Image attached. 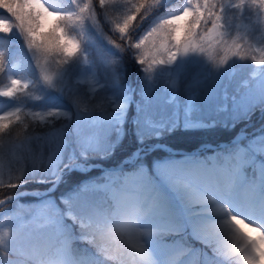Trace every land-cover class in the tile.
I'll return each instance as SVG.
<instances>
[{
	"label": "snow or ice",
	"instance_id": "1",
	"mask_svg": "<svg viewBox=\"0 0 264 264\" xmlns=\"http://www.w3.org/2000/svg\"><path fill=\"white\" fill-rule=\"evenodd\" d=\"M165 3L0 0V75L6 77V83L0 81V98L8 102L0 109V145L6 141L22 161L6 178L0 167V190L30 182L50 185L34 193L35 204L19 203L28 194L23 191L0 199V264H186L184 257L193 254L203 257L202 264H264V126L246 142L238 136L211 156L169 151L151 165L143 159L149 150H166L145 146L146 141L180 126L178 119L157 121L149 112L159 74L168 76L167 102L178 111L176 89L188 65H203L194 79L199 84L230 77L239 62L247 67L248 79L246 91L233 98V126L257 107L264 113V0ZM149 17L152 24L137 36ZM106 28L118 34L119 43ZM86 35L106 39L117 53H131L141 65L145 75L135 120L140 147L132 154L135 161L126 162L131 168L105 170L98 180L79 184L57 200L52 193L65 172L87 171L94 158L114 154L132 99V89L121 87L108 97L111 110L90 107L71 87L73 69L90 63ZM14 39L31 54L37 76L19 75L9 64L3 45ZM119 62L105 64L114 81ZM87 83L94 93L99 81L93 75ZM190 88L183 128L214 127L215 121L192 118L200 109ZM53 91L67 93L75 110L46 95ZM13 202L15 210L3 211ZM189 235L208 251L188 246ZM77 240L94 251L81 253Z\"/></svg>",
	"mask_w": 264,
	"mask_h": 264
},
{
	"label": "rangeland",
	"instance_id": "2",
	"mask_svg": "<svg viewBox=\"0 0 264 264\" xmlns=\"http://www.w3.org/2000/svg\"><path fill=\"white\" fill-rule=\"evenodd\" d=\"M166 1L170 2L173 0ZM2 11L3 10H0V12ZM149 27L150 25L148 26V28ZM147 29H145L144 32ZM106 32H109L112 39L119 43V41L116 39L118 38V34L110 33L109 28H106ZM83 39L88 42L87 54L90 56V63L89 65L81 63L73 69L71 74V87L81 98H85L87 101H89L90 107H93L95 105H102L104 108H109L108 97L112 96L113 93L119 91L121 87L131 88L132 91L130 95L132 99L127 110L124 132L122 136L130 133L131 138L136 141L137 138L135 120L138 116V105L141 104L140 89L144 84L145 75L142 71L141 65H139L136 61L131 62V64L129 65H123L121 62H119V79L114 81L111 72L105 67V64L111 62L113 59L120 61L121 56L116 53V49L110 46L106 39L101 38L98 35H86L83 37ZM12 42H15L14 44L19 43L20 52L18 57L9 64H14L17 66L16 71L19 75L31 74L32 76H37L38 72L34 66V62L31 60V54L23 45L22 41L14 39ZM6 46H8V43H5L3 45V50H5ZM132 58L134 59L133 55ZM28 63L30 65L29 70H27V67L29 66ZM136 64L138 68V74L133 76L136 71ZM54 69L55 66L53 65V70ZM202 70V64H193L188 65L186 69L180 74L178 87L176 89V95L180 102V108L178 111L174 104H169L167 102L169 95L171 94V89L168 87L167 83L169 79L168 76L166 74H159L157 76L156 87L152 92V100L149 106V112L152 118L157 121H171L173 119H178L180 126L175 129V131H177L178 133L176 136L181 137L182 141L185 139L189 143L197 142L200 140V138H206L208 137V135L216 134L222 128L231 129L232 131L235 130L233 134L236 132L237 133L229 142L223 141L216 146L209 145L208 147H206V145L205 147H203V144H201L199 147L194 149H167V151H164L163 155H156L154 153L155 151L149 150L147 156L143 157L146 164L151 165V163L155 159L166 157L169 151L178 154L199 153L202 156H211L214 154L215 150H219L223 146L230 144L238 136L244 137L245 139L243 142H246L248 138H251L254 134H258V130H260L261 127L264 126V113L261 112L259 107L253 110L250 118L238 119L235 122L234 126L231 120L233 98L235 97L238 100L246 91L245 80L248 79L247 67L237 62L236 66L233 68V74L230 77L225 76L219 81L203 80L201 83L195 84L194 79L197 77V73L201 72ZM93 75L99 81V84L96 85V91L94 93L90 91L89 85L87 83V81ZM136 76L139 77L136 78ZM77 81L82 82L77 83ZM190 85V90L193 93L197 94V96L199 97L200 109L198 112L192 113V118L203 120L205 123H212L213 121H215L214 127L196 130H185L183 128V102L186 98ZM209 93H212V95L210 96V98L205 100V97L208 96ZM46 95L55 97L56 102L62 104L65 108L71 111L75 110L72 105V101L67 93L61 95L53 91L47 93ZM34 102L35 105L40 103V101ZM7 104L8 102L4 98H0V109L6 108ZM222 108H225L227 110L221 111L220 109ZM96 110L99 111L100 109L97 108ZM109 110L111 109L109 108ZM164 135H166V133ZM164 143L165 142H161V140L150 139L146 141L145 146L149 144L165 146ZM137 145L140 147L139 144ZM128 160L120 164L109 165H105L99 162V164H96L98 165L96 167V170L93 169L96 166L93 165L94 161H91L90 163L94 167L92 166L93 168L91 167L89 170L85 171L86 173H88L86 176L80 178L79 180L70 179L66 177V175L63 176L62 182L56 188L55 192L52 193V195L58 200L62 194L68 193L69 191L77 187V185L92 180H98L103 175V172L105 170L112 169L117 166H123L126 169L131 168L132 164L126 163ZM132 160L135 161V157H132ZM19 163H22V161H20V153L18 151L14 153L6 141L3 146L0 145V167H2L4 171L5 178L7 177L9 169L11 168L12 170H15V168L19 166ZM28 163L31 164V161L29 160ZM49 188H42L39 183L30 182L21 189L0 190V199H3V195L6 193L23 191L28 194L20 197L19 203L27 206L38 203V200L34 193H42ZM15 208L16 203L13 202L3 206V211H13L15 210ZM69 223L71 222L69 221ZM78 231L79 230L76 229L77 234ZM166 239L168 240V242H171L172 237H167ZM188 246L195 249H203L204 251H208L207 249L203 248V245L201 243L199 245L188 244ZM75 247L84 254L94 251L92 246L88 244L87 241L77 240L75 242ZM184 259L186 261V264H202L203 261L202 256L197 257V255L195 254L184 257Z\"/></svg>",
	"mask_w": 264,
	"mask_h": 264
},
{
	"label": "trees",
	"instance_id": "3",
	"mask_svg": "<svg viewBox=\"0 0 264 264\" xmlns=\"http://www.w3.org/2000/svg\"><path fill=\"white\" fill-rule=\"evenodd\" d=\"M176 4V3H175ZM164 9H161V11H163ZM160 11V12H161ZM149 21L150 20H153V17H149L148 19ZM146 24H144L143 28L146 27ZM141 31H138L137 32V36H139ZM122 59H123V62H126V63H130L132 62V57H131V54L129 52H124L122 54ZM136 71H137V68H136ZM4 78V76L0 75V81ZM185 145V144H184ZM136 146V143H135V140L132 139L129 135H126L124 136V138L119 142L118 144V147L115 149V152L114 154L111 156L112 157H117L116 160L120 159V157H122L124 154L128 153L129 151H131L134 147ZM74 174L76 175H81L80 172L78 171H74L73 172Z\"/></svg>",
	"mask_w": 264,
	"mask_h": 264
},
{
	"label": "bare ground",
	"instance_id": "4",
	"mask_svg": "<svg viewBox=\"0 0 264 264\" xmlns=\"http://www.w3.org/2000/svg\"><path fill=\"white\" fill-rule=\"evenodd\" d=\"M121 163H123V162H121ZM246 230H247V229H246ZM250 234L255 235V233H250Z\"/></svg>",
	"mask_w": 264,
	"mask_h": 264
}]
</instances>
